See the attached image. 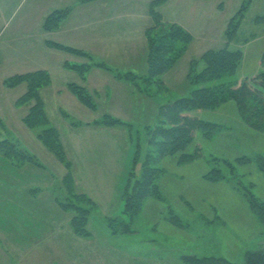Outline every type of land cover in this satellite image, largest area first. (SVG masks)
I'll return each instance as SVG.
<instances>
[{
	"label": "rangeland",
	"instance_id": "obj_1",
	"mask_svg": "<svg viewBox=\"0 0 264 264\" xmlns=\"http://www.w3.org/2000/svg\"><path fill=\"white\" fill-rule=\"evenodd\" d=\"M30 1L24 0V4L27 6ZM222 2L223 5L220 6ZM242 3L243 0H211V2L201 0L194 3L192 0H167L162 6L163 19H175L176 22L185 24L193 35V42L187 49V55L184 54L185 57L183 56L184 58L179 62L177 72H173V78L168 85L162 87L157 82L150 83L140 78L138 79L140 86H132V91L127 88L128 95L132 97L131 103L116 98L113 102L110 101L111 105L108 106V103L104 102V96L99 94L96 96L99 103L97 111L89 109L81 102L72 106L67 105L62 111L58 109L53 111L51 105L56 107L61 105L56 97H52L51 90L43 91L49 93V95L44 94L49 98V125L56 126L63 139L73 138L77 141L91 142L109 137L119 142V161L114 159L113 161L109 153L103 155L102 160L106 165L103 172L100 173L101 166L100 169L94 165L79 168L88 182L85 187L96 204L91 210L87 225L89 235L93 232V237L91 239L84 237V242L89 243L87 251L91 258L78 259L81 247L76 249L80 245L76 243L73 247H77L68 249L72 253V264H196L195 257L226 258L237 264H243L248 252L264 249V220L259 219L252 210L249 200V195L253 194L264 203V171L258 163V156H264V119L260 118L257 127L249 125L242 117L235 101H226L212 109H197L190 112L193 116L218 125L209 134L202 130L195 131L194 141L187 151L194 153L198 150L197 157L183 163L178 162L177 156L158 160L157 166L165 169L158 180L162 198L156 196L146 198L141 209L129 215L124 211L125 202L121 197L127 168L131 167L140 142L142 157L150 148L147 143L146 127L154 123L159 105L190 95L195 88L196 85L188 80V75L186 77V70L192 59L198 58L210 48L219 49L229 43V48L241 49L243 57L236 73L226 76L221 81L242 82L261 72L264 73V23L256 22V17L264 13V0L252 1L231 41H228L226 35L229 21ZM76 34L81 36L79 32ZM6 36L0 39V51L5 57L4 64L0 66V139L10 138L17 141L20 139L22 147H28L36 154L40 161L48 166L47 170L41 168L40 180L47 181L46 185L49 183L50 185L47 186L52 189L61 183L68 167L29 134L28 130L31 128L23 123L22 113L27 108L29 111L31 105L20 107L14 102L21 88L7 87L4 84L6 78L32 66L24 61L34 60L39 56L41 52L38 51L37 43L40 41L33 39L34 42H31L21 39L19 33ZM49 37L59 41L62 39V42L68 39L59 33H52L48 35ZM68 40L81 43V39ZM93 47H95L93 43L88 46V48ZM9 52L19 53L18 66L8 65L6 58ZM87 52L94 56L95 60L103 61L96 52L95 54L90 49ZM138 56L133 54L130 59H137ZM81 58L83 61L73 62H92L91 58L83 56ZM116 59L111 57L110 61H112L108 63L122 68L121 70H128V65H124L126 61L123 64L119 63L124 59ZM49 64L54 70L53 88H60L66 82L76 81L79 77L75 72L53 67L56 58H50ZM136 71L141 72L139 67ZM120 93L125 95L122 88ZM110 110H114L117 114L111 113ZM104 112H109L126 123L108 125V127L89 125V122L100 118ZM77 121L82 123L77 124ZM67 150L70 156L68 147ZM102 153L98 147L96 152H86V157L94 162ZM141 167L142 162H138L134 167L135 171L140 173ZM213 168L221 171L220 180L213 181L205 177ZM70 171L73 173L72 167ZM57 177L61 179L58 183ZM62 186L65 187L64 182ZM60 189L58 187L57 191L60 192ZM23 197L25 198L24 195ZM58 211H50V217L56 213V217L64 221V216L68 217V213ZM122 220L129 223L131 231L125 230V223L123 224ZM114 227L118 228V231L115 232ZM69 236L70 232L67 233V240L72 242L78 240L74 234L72 238ZM53 239L56 240L55 237ZM39 246L37 252L45 253V247L48 245L42 242ZM59 250L61 253H57L56 259L60 262L64 258L63 253L67 259L68 252L65 248ZM32 251L35 252L34 249ZM10 253L13 254L12 251ZM51 253H54V249H51ZM53 257L50 254L47 256L48 260Z\"/></svg>",
	"mask_w": 264,
	"mask_h": 264
},
{
	"label": "trees",
	"instance_id": "obj_2",
	"mask_svg": "<svg viewBox=\"0 0 264 264\" xmlns=\"http://www.w3.org/2000/svg\"><path fill=\"white\" fill-rule=\"evenodd\" d=\"M252 1L243 0L240 9L231 17L226 31L228 41L234 38L244 13ZM160 2L162 0H153L150 3V13L154 23L146 29L147 72L144 74L132 70L124 71L106 61L95 60L94 56L82 48L53 40H47L46 42L51 47L75 56L91 58L92 62L87 61L84 63L65 61V66L75 70L81 76L82 81H85L88 72L97 66L109 70L117 78L137 86L139 85L138 79L142 78L147 82H157L165 87L163 76L182 59L193 41V35L181 24L164 20L161 12L157 9ZM222 5L223 2L220 6ZM69 12L70 7L51 12L43 22L44 30L57 29ZM256 22L264 23V13L256 17ZM242 54L241 49H231L229 43H227L226 46L219 49H208L198 58L191 60L188 80L196 85L195 88L190 95L159 105L154 123L146 127L148 132L147 143L150 148L142 157L140 154L142 143L140 142L139 149H137L133 158L121 194L125 202L124 211L127 214L137 213L146 198L155 196L162 198L158 180L165 169L157 166L156 163L159 159L177 156L178 162L183 163L190 158L197 157L198 150L194 153L187 151L194 141L195 131L202 130L209 134L218 125L215 122L191 115V111L216 108L222 103L232 100L235 101L242 117L249 125L257 127L260 118L264 119V73L261 72L259 75L247 78L242 82H238V80L221 81L226 76L236 73L242 61ZM1 60L0 51V62ZM22 83H26L27 90L17 99L16 103L19 106L31 105L23 121L36 132L40 142L68 167V172L63 181L68 188L69 195L65 200H59V203L64 209L73 212L71 223L74 231L87 236L89 235L88 221L91 217V210L96 203L85 193L75 191L74 178L70 171L71 161L63 143L61 132L56 126L49 125L50 117L45 101L41 96V89L51 85V73L46 69H39L14 74L4 81L7 87H16ZM67 87L85 106L93 111L98 110L99 103L96 94L83 83L72 81L67 84ZM147 91H149L148 88ZM76 123L80 124L82 122L77 121ZM120 123L126 122L109 112H104L100 118L89 122V125L110 126ZM0 156L16 166L29 163L45 167L36 154L27 148L21 147L18 141L10 138L0 140ZM258 157L259 167L264 171V156ZM138 162H142L140 173L136 172L134 168ZM205 177L217 181L222 178V173L218 168H213ZM249 200L252 210L263 221L264 203L260 202L253 194L249 195ZM122 222L125 223L126 231L132 230L129 223L124 220ZM113 230L116 232L118 228L114 227ZM194 260L196 264H237L226 258L200 259L195 257ZM243 264H264V249L248 252L246 261Z\"/></svg>",
	"mask_w": 264,
	"mask_h": 264
},
{
	"label": "crops",
	"instance_id": "obj_3",
	"mask_svg": "<svg viewBox=\"0 0 264 264\" xmlns=\"http://www.w3.org/2000/svg\"><path fill=\"white\" fill-rule=\"evenodd\" d=\"M152 1L153 0H31L26 6L24 0H0V39H3L7 34L8 37H10L13 33H19L21 39H26L31 42H34L33 39L40 41L37 43V48L42 54L39 53V56L36 59L34 58V60L28 59L24 61L26 64L32 66L29 68L26 67L25 70H22L20 73L39 69L48 70L52 76V83L50 86L42 88L41 96L45 101L48 112L49 98L44 96V94L46 93L49 95V93H43V91L51 90L52 97H56L58 103L61 105H59L60 107L51 105L53 111H55V109L62 111L67 105L72 106L75 103L80 104L81 101L68 89L67 84L69 82H66V84L60 88H53L55 77L54 70L49 64V59L56 58V64L53 67L75 73H77L75 70L65 66V61H83V59L71 53L49 46L46 42L47 40L62 42V39L60 38V41L55 40L50 37L48 38V35L59 33L62 34V36L65 35L66 38H71L75 41L81 39V43H76L68 39V41L63 40L64 42L62 43L78 48L81 47L82 49H90L94 53L96 52L97 55H100L102 57L101 59L107 63H111V57L124 59V61L119 63L123 64V62L126 61L124 65H128V70L137 73L136 69L139 67L141 70L140 73L144 74L147 72L146 29L154 23L153 17L150 13V3ZM200 1L201 0H192L193 3ZM207 1L211 2V0ZM166 2L167 0H162L157 6V9H159L161 13L163 12L162 6ZM210 4L212 9V3ZM66 7H70V12L68 16L62 20L60 26L51 31L44 30L42 25L46 16L54 10ZM166 21L176 22L175 19H166ZM176 23L181 24L179 21ZM222 23L224 24L225 22ZM181 25L186 28L185 24ZM78 32L81 36L76 34ZM44 35H46V37H44ZM37 37L44 38L38 39ZM90 43H93L95 47L88 48ZM31 46H33V44H31ZM97 50L101 51V54ZM133 54L137 56L139 55L137 59H130ZM186 55L187 51L185 53V56ZM1 56L2 60L0 66L4 64L5 60L2 51ZM18 57L19 53L13 54L12 52H9L8 57L6 58L8 65L18 66L20 64ZM184 57H182V59ZM106 59H109V61ZM182 59L179 62H181ZM134 62L136 63L134 64ZM179 62L163 76L165 85H168V82L173 78V72H177V66L180 64ZM189 66L186 70V77L189 72ZM105 70L106 69L101 67H93L88 72L85 81H82L80 75L77 73L79 77L76 78V81H81L80 83L87 86L88 89L96 94V96L102 94L105 98L104 102L108 103V106L111 105L110 101L113 102L116 98H120L125 103L127 101L131 103L132 97L128 95L127 88H129V91H132L131 88L135 85L131 82L118 79L111 71ZM19 87L21 89L20 92L16 94L17 97L14 99V102H16L19 96L27 89L26 83H22L16 88ZM121 88L124 90L125 95L120 93ZM110 112L117 114L114 110H110ZM27 113L28 108L22 113V120ZM107 130H109V128H107ZM28 132L35 141L37 140L41 143L33 129L28 130ZM12 140L17 141L15 139ZM62 140L66 150L68 147L70 151V156H68L70 157L72 172L74 173L72 174L75 191L78 193H85L94 201L89 190L85 187L88 182L84 179L83 171L79 170V168H84L85 165L88 167L94 165L97 169H100L99 166H101L102 169H100V173L103 172L105 169L104 166L106 165H104L102 156H106V153L112 155V160L119 161L118 140L106 137L103 140L97 139V141L89 142L84 140L77 141L73 138L72 140L67 138L63 139V136ZM18 142L21 146L22 141L18 139ZM41 145L44 146L42 143ZM98 147H100V151L103 153L96 159V161L92 162L86 157V152H96ZM23 148L28 149V147ZM87 161L88 163H85ZM44 166L45 167H41L29 163L16 166L0 156V264H27L28 262L29 264H67L68 261H70L69 264H72V253L68 251V249H74V247H77H73V244L76 243L80 244L76 249L81 247L79 249L80 256H78V259L81 258V260H87L88 258H91L87 251L89 243L84 242V237L91 239L93 237V232L90 233L89 236H83L76 233L71 223L73 212L64 209L59 203V200H65L69 195L65 183V187L62 186L64 182H62V180L68 170L62 180L58 179V177L56 178L57 183L58 180H61V183L51 189V187L47 186L50 185L49 183L46 185L47 181L41 182L40 180L41 168L48 169V166L45 164ZM129 169L130 167L127 168L125 181L128 177ZM55 176L57 175L55 174ZM57 186L61 188L59 190L60 192L57 191ZM57 210H59L58 212L60 213H68V217L64 216V221H60L56 217V213L50 217V211L57 212ZM60 213L57 214L61 215ZM10 217H14V219H10ZM63 232L64 236H62ZM69 232V238H72L74 234L78 240L75 242L67 240V233L69 234ZM57 236L59 237L58 239ZM54 237L56 240L53 239ZM42 242H44L45 245H48V247H45V253L37 252L40 248L39 245H41ZM14 248L17 250H13ZM63 248L67 249L68 256L66 255V259L63 253L64 258L59 262V259H56L58 257L57 253L59 252L60 254L61 251L59 249ZM33 249L35 252L32 251ZM51 249H54L53 254L51 253ZM83 249L86 250L84 251ZM10 251H12L13 254H11ZM48 254L53 255L54 257L51 260H48Z\"/></svg>",
	"mask_w": 264,
	"mask_h": 264
}]
</instances>
